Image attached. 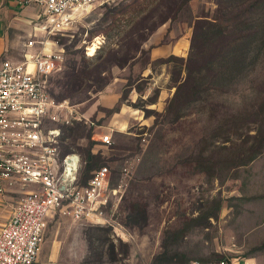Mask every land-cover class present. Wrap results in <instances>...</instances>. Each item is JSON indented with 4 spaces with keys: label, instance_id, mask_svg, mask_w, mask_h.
<instances>
[{
    "label": "rangeland",
    "instance_id": "374dc122",
    "mask_svg": "<svg viewBox=\"0 0 264 264\" xmlns=\"http://www.w3.org/2000/svg\"><path fill=\"white\" fill-rule=\"evenodd\" d=\"M216 19L218 33L198 22ZM10 30L3 59L20 60L28 31ZM52 39L64 54L49 93L89 120L64 127L60 148L79 153L80 176L110 170L126 239L56 213L34 264H264V0H110Z\"/></svg>",
    "mask_w": 264,
    "mask_h": 264
},
{
    "label": "built area",
    "instance_id": "2783aa9c",
    "mask_svg": "<svg viewBox=\"0 0 264 264\" xmlns=\"http://www.w3.org/2000/svg\"><path fill=\"white\" fill-rule=\"evenodd\" d=\"M15 1L21 8L32 6L34 14L22 58L0 62V195L22 194L0 226V264H34L56 213L110 226L126 239L124 228L109 213L121 199L110 170L98 166L80 183L79 153L64 152L59 145L64 127L88 123V118L67 100H55L47 86L49 76L61 69L64 54L53 36L67 31L90 6L110 0ZM85 52L89 54L88 48ZM97 139L111 142L109 133L98 134ZM188 264L204 263L190 260ZM207 264L244 263L222 258Z\"/></svg>",
    "mask_w": 264,
    "mask_h": 264
},
{
    "label": "crops",
    "instance_id": "0c3cea01",
    "mask_svg": "<svg viewBox=\"0 0 264 264\" xmlns=\"http://www.w3.org/2000/svg\"><path fill=\"white\" fill-rule=\"evenodd\" d=\"M14 5L18 8V12L12 13V10H7V8ZM33 14L34 8L32 6L21 8L16 5L15 0H0V62L4 60L3 58L6 56V50L11 45L10 34L12 30L10 29L20 27L23 30L29 31L30 26L28 22L32 20ZM17 19H20L19 22H15ZM13 33H15V31H13ZM151 55H153L152 51ZM11 207L8 201V194L0 195V226L10 217L12 212Z\"/></svg>",
    "mask_w": 264,
    "mask_h": 264
},
{
    "label": "trees",
    "instance_id": "16d2710c",
    "mask_svg": "<svg viewBox=\"0 0 264 264\" xmlns=\"http://www.w3.org/2000/svg\"><path fill=\"white\" fill-rule=\"evenodd\" d=\"M198 22L203 23V25H207V27L209 26L211 28L215 26L216 27L215 31L217 33L222 31V24H223L222 19H220V21H217L216 19L213 22L208 21V20L198 21ZM256 29L254 28L251 32H239V33L231 35L227 39H223L216 49L215 59L220 60L221 57L225 55L229 57L230 56L234 57V55L232 54L233 52L235 53L239 48H241L242 45H244L248 41V39H250L252 36H256L259 33L258 29L257 30ZM222 37L224 36L222 35ZM240 61H242V59H240ZM226 64H228V62ZM88 177H89V174H85V175L82 174L79 178L80 183H84Z\"/></svg>",
    "mask_w": 264,
    "mask_h": 264
},
{
    "label": "bare ground",
    "instance_id": "6f19581e",
    "mask_svg": "<svg viewBox=\"0 0 264 264\" xmlns=\"http://www.w3.org/2000/svg\"><path fill=\"white\" fill-rule=\"evenodd\" d=\"M96 44L93 42L92 44H90V46L88 47L89 53L91 54L92 51L95 49Z\"/></svg>",
    "mask_w": 264,
    "mask_h": 264
}]
</instances>
